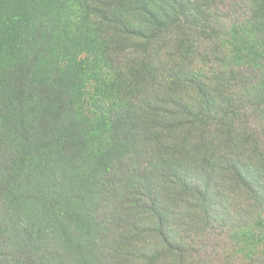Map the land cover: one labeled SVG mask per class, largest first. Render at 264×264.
<instances>
[{"label": "trees", "instance_id": "obj_1", "mask_svg": "<svg viewBox=\"0 0 264 264\" xmlns=\"http://www.w3.org/2000/svg\"><path fill=\"white\" fill-rule=\"evenodd\" d=\"M0 264H264V0H0Z\"/></svg>", "mask_w": 264, "mask_h": 264}]
</instances>
